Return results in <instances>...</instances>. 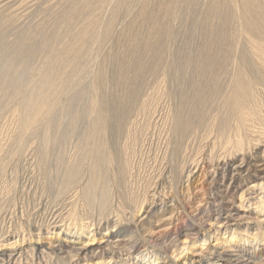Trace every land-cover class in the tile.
I'll use <instances>...</instances> for the list:
<instances>
[{
  "label": "bare ground",
  "instance_id": "bare-ground-1",
  "mask_svg": "<svg viewBox=\"0 0 264 264\" xmlns=\"http://www.w3.org/2000/svg\"><path fill=\"white\" fill-rule=\"evenodd\" d=\"M14 1L0 264H264V0Z\"/></svg>",
  "mask_w": 264,
  "mask_h": 264
},
{
  "label": "rangeland",
  "instance_id": "rangeland-1",
  "mask_svg": "<svg viewBox=\"0 0 264 264\" xmlns=\"http://www.w3.org/2000/svg\"><path fill=\"white\" fill-rule=\"evenodd\" d=\"M9 1H12V0H9ZM16 1V0H15ZM14 1V2H15ZM22 1V0H21ZM20 2V0H18V1H16V3H19ZM26 2V3H25ZM25 2L24 3H22V5H21V7L20 8H22V9H19L18 10V15L20 14V16H19V22H22L23 20H25L26 18L23 16L22 17V13H23V15L26 13V12H24V11H30V10H33V8H32V6L34 7V4H35V1H33V0H25ZM32 2V3H31ZM24 4V5H23ZM24 6H25V8H27V9H25L24 8ZM29 6V7H28ZM23 19V20H22Z\"/></svg>",
  "mask_w": 264,
  "mask_h": 264
}]
</instances>
